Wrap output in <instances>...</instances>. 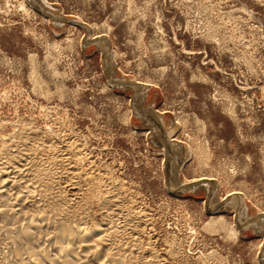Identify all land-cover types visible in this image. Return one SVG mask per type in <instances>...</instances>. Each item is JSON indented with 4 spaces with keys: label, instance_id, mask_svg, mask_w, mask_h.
Listing matches in <instances>:
<instances>
[{
    "label": "rangeland",
    "instance_id": "1",
    "mask_svg": "<svg viewBox=\"0 0 264 264\" xmlns=\"http://www.w3.org/2000/svg\"><path fill=\"white\" fill-rule=\"evenodd\" d=\"M0 122L71 143L75 196L117 187L160 264H264V0H0Z\"/></svg>",
    "mask_w": 264,
    "mask_h": 264
},
{
    "label": "bare ground",
    "instance_id": "2",
    "mask_svg": "<svg viewBox=\"0 0 264 264\" xmlns=\"http://www.w3.org/2000/svg\"><path fill=\"white\" fill-rule=\"evenodd\" d=\"M55 17L58 20L59 16ZM85 27L90 29L88 26ZM100 43L103 45L104 39H101ZM103 51L106 59H110L106 49ZM134 87L137 88L136 91L141 92V96H144V92L150 90L152 85L144 83L136 84ZM136 106L137 109L139 108L138 111L146 116L139 104ZM153 116H155L153 120L155 127L160 129L158 116L154 114ZM35 126L31 124L19 126L16 133L0 139L2 140L0 142V264H160L158 255H154L150 247L149 250L147 246L144 247L143 240L140 239L142 234L140 226L144 222L141 220L142 213L139 214L132 209L131 204L128 205L132 210L127 208L128 210L124 209L123 212L121 201L117 196L120 193L117 187L113 189L115 186L112 190L109 188L111 191L107 194H105L107 191L104 192L105 195L100 191L101 189L95 187L94 197L85 196L82 201L78 200L79 197L75 195L81 190V185L74 179L73 163L75 162L77 166L79 157L74 158L76 160L72 162V154L69 155L73 149L71 143L56 142ZM50 133L52 134V131ZM168 138L171 136L163 139L166 144L164 148L166 154L173 158L174 154L171 150H177L180 142ZM87 177L90 180V177ZM183 183H172L173 188L177 191L184 188V185H189L194 191L199 188L196 187L197 185H208L209 188L213 186V181L210 180ZM93 199L98 201L104 213L107 212V216H103L101 220L94 218L88 211L90 206L88 202ZM130 199L128 198V201ZM235 199H229L228 202L234 204L237 201ZM223 202L227 201L219 203ZM143 225L145 227L146 222ZM147 250L150 258L144 256Z\"/></svg>",
    "mask_w": 264,
    "mask_h": 264
},
{
    "label": "water",
    "instance_id": "3",
    "mask_svg": "<svg viewBox=\"0 0 264 264\" xmlns=\"http://www.w3.org/2000/svg\"><path fill=\"white\" fill-rule=\"evenodd\" d=\"M47 17H50V16H49V15H47ZM114 82H115V84H116V85H118V86H119V85H121V84L117 83L116 81H114Z\"/></svg>",
    "mask_w": 264,
    "mask_h": 264
}]
</instances>
